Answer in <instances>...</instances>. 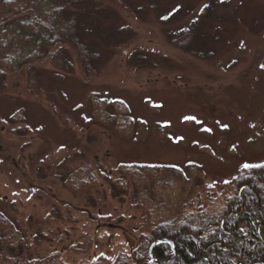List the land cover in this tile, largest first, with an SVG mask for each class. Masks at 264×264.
<instances>
[{
	"label": "rangeland",
	"instance_id": "rangeland-1",
	"mask_svg": "<svg viewBox=\"0 0 264 264\" xmlns=\"http://www.w3.org/2000/svg\"><path fill=\"white\" fill-rule=\"evenodd\" d=\"M86 1L97 73L70 49L0 88V264H111L264 163V0Z\"/></svg>",
	"mask_w": 264,
	"mask_h": 264
},
{
	"label": "trees",
	"instance_id": "trees-1",
	"mask_svg": "<svg viewBox=\"0 0 264 264\" xmlns=\"http://www.w3.org/2000/svg\"><path fill=\"white\" fill-rule=\"evenodd\" d=\"M89 2L92 9L100 6L99 0ZM86 6V0H0V88L6 86V78L11 75L24 71L31 74L33 65L39 62L50 61L64 72H71L70 49L76 53L86 76L96 74L92 64L96 57L95 42L90 39L94 30L85 28ZM93 101L94 118L102 122L105 102ZM116 120L124 124L130 123L131 118L118 113ZM250 168L249 172L244 171L248 169L245 168L234 178L235 192L225 199L222 208L208 210L199 204L190 209L184 205L172 214L168 212V220L153 225L131 253H120L111 264H255L264 261V163ZM125 169L124 173L128 165ZM78 181L77 178L71 184L75 192L87 183ZM242 185L246 187L240 198L238 187ZM159 238L172 240L174 249L167 243L157 244L153 260L147 261L151 243ZM20 264L67 263L49 258Z\"/></svg>",
	"mask_w": 264,
	"mask_h": 264
},
{
	"label": "water",
	"instance_id": "water-1",
	"mask_svg": "<svg viewBox=\"0 0 264 264\" xmlns=\"http://www.w3.org/2000/svg\"><path fill=\"white\" fill-rule=\"evenodd\" d=\"M160 243H167V244H169V245L171 246V249H172V250L174 249V243H173V241L170 240V239H167V238H159V239H157V240H154V241L151 243V245H150V247H149V249H148V254H147V257H146V260H147V261H152V260H153V258H154V248H155V246H156L157 244H160ZM255 264H264V261H262V262H257V263H255Z\"/></svg>",
	"mask_w": 264,
	"mask_h": 264
},
{
	"label": "flooded vegetation",
	"instance_id": "flooded-vegetation-1",
	"mask_svg": "<svg viewBox=\"0 0 264 264\" xmlns=\"http://www.w3.org/2000/svg\"><path fill=\"white\" fill-rule=\"evenodd\" d=\"M245 187H246L245 185H242V186H239V187H238V196H239L240 198H242V193H243Z\"/></svg>",
	"mask_w": 264,
	"mask_h": 264
},
{
	"label": "snow or ice",
	"instance_id": "snow-or-ice-1",
	"mask_svg": "<svg viewBox=\"0 0 264 264\" xmlns=\"http://www.w3.org/2000/svg\"><path fill=\"white\" fill-rule=\"evenodd\" d=\"M205 7H207V6H205ZM166 18V17H165ZM261 67H264V65H261ZM185 119H194L193 117H185ZM244 167H252L251 165H244Z\"/></svg>",
	"mask_w": 264,
	"mask_h": 264
}]
</instances>
